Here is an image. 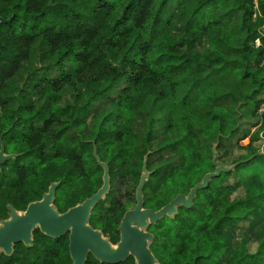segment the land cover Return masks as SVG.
<instances>
[{
	"label": "trees",
	"instance_id": "obj_1",
	"mask_svg": "<svg viewBox=\"0 0 264 264\" xmlns=\"http://www.w3.org/2000/svg\"><path fill=\"white\" fill-rule=\"evenodd\" d=\"M0 16L10 19L0 22V138L15 155L0 166V221L9 204L24 211L53 182L59 212L90 197L102 185L96 150L108 165L110 190L89 223L115 244L126 211L116 181L136 187L146 160L144 207L161 208L214 171L215 145L226 162L231 140L247 136L242 119L264 102V50L254 45L264 40V0H0ZM179 22L185 49L171 40ZM38 38L50 73L30 87L37 100L13 110L8 81ZM77 83L83 103L60 106V92ZM162 109L167 124L152 146ZM251 144L233 159V171L196 191L190 208L148 226L159 264H264V145L258 153ZM239 188L243 195L233 197ZM253 219L254 250L243 233L230 245L225 229ZM32 237L1 253L0 264H72L68 233L52 238L36 228ZM83 264L109 263L89 253Z\"/></svg>",
	"mask_w": 264,
	"mask_h": 264
},
{
	"label": "water",
	"instance_id": "obj_2",
	"mask_svg": "<svg viewBox=\"0 0 264 264\" xmlns=\"http://www.w3.org/2000/svg\"><path fill=\"white\" fill-rule=\"evenodd\" d=\"M0 22L8 23L10 19L0 16ZM94 156L103 168L102 185L82 202L64 212H59L53 205L59 182H53L42 198L30 202L24 211H18L10 204L7 206L9 217L0 221V254L10 255L14 244L18 242L30 245L33 241L32 233L38 228L52 238L68 233V249L72 264H83L89 253L102 263L116 264L132 256L135 264H159L149 248L154 235L147 230L148 226L164 216H175L180 206L190 208L198 189L207 187L212 177L231 170V168H225L223 163L216 161L213 156L214 171L207 172L187 194L178 193L161 208L154 210L144 207L142 190L150 175L144 160L142 173L135 189L134 207L123 214L118 227L119 240L114 244L100 229L94 228L89 223L91 210L110 190L108 165L100 160L96 150H94ZM14 157V154L5 153L4 144L0 138V166Z\"/></svg>",
	"mask_w": 264,
	"mask_h": 264
},
{
	"label": "rangeland",
	"instance_id": "obj_3",
	"mask_svg": "<svg viewBox=\"0 0 264 264\" xmlns=\"http://www.w3.org/2000/svg\"><path fill=\"white\" fill-rule=\"evenodd\" d=\"M181 27L182 23L179 22L176 27L172 29L171 40L173 42L182 43V47L185 49L189 44V38L188 34L182 32ZM46 50V42L41 38H38L30 49L29 60L23 63L20 71L8 81L6 99L13 110L17 109L20 104L27 105L37 100V90H31L30 87L42 83L44 78L50 73V68L45 64V60H43ZM106 58L111 62L117 63L112 60L109 55H107ZM83 90L84 86L81 83H77L75 88L69 86L65 87L60 92L61 100L59 105L64 106L66 103L82 104ZM168 115L169 112L166 109H162V117L156 123V131L151 141L152 146L158 145L162 140ZM240 126L247 130V136L238 142L235 141V138L231 140V153L226 162H223L219 158L220 152L217 149V145L214 146V157L216 161L222 162L224 167L231 168V171H233L236 166V164L232 163L233 159L239 155L246 154L245 146H247L251 140L252 149H256L258 153L263 152L264 140L262 136L264 131V114L257 113L254 117L245 116L242 119ZM232 181H234V177H230V182ZM136 187H134L128 180L122 182L116 181L114 187L115 196L118 202L125 204L126 211L134 207ZM129 191L134 192V201H128L127 196ZM242 195L243 190L239 188L233 194V197H240ZM258 225L259 223H255L253 219L252 222H241L238 226H231L225 229L227 242L233 246L234 239L243 233L250 240L249 248L254 250L256 242L259 239V236L256 234ZM219 264H221V262Z\"/></svg>",
	"mask_w": 264,
	"mask_h": 264
},
{
	"label": "built area",
	"instance_id": "obj_4",
	"mask_svg": "<svg viewBox=\"0 0 264 264\" xmlns=\"http://www.w3.org/2000/svg\"><path fill=\"white\" fill-rule=\"evenodd\" d=\"M254 45H255V47H261L264 50V40L261 39L260 37L255 39ZM263 64H264V52H263L262 60H261V65H263ZM258 113L259 114L264 113V102L261 104L260 108L258 109Z\"/></svg>",
	"mask_w": 264,
	"mask_h": 264
},
{
	"label": "flooded vegetation",
	"instance_id": "obj_5",
	"mask_svg": "<svg viewBox=\"0 0 264 264\" xmlns=\"http://www.w3.org/2000/svg\"><path fill=\"white\" fill-rule=\"evenodd\" d=\"M53 205H54V203H53ZM55 206V205H54ZM57 209V208H56Z\"/></svg>",
	"mask_w": 264,
	"mask_h": 264
}]
</instances>
